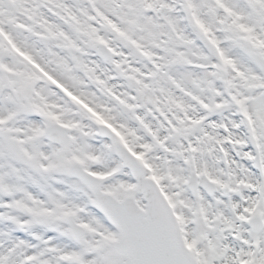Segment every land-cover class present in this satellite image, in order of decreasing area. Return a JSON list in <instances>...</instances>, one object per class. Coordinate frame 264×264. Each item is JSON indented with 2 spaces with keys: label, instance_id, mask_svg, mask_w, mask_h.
<instances>
[{
  "label": "snow or ice",
  "instance_id": "snow-or-ice-1",
  "mask_svg": "<svg viewBox=\"0 0 264 264\" xmlns=\"http://www.w3.org/2000/svg\"><path fill=\"white\" fill-rule=\"evenodd\" d=\"M0 264H264V0H0Z\"/></svg>",
  "mask_w": 264,
  "mask_h": 264
}]
</instances>
